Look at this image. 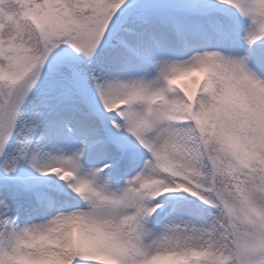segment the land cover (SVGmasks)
<instances>
[{"label":"snow or ice","instance_id":"6c2138e0","mask_svg":"<svg viewBox=\"0 0 264 264\" xmlns=\"http://www.w3.org/2000/svg\"><path fill=\"white\" fill-rule=\"evenodd\" d=\"M0 264H264V0H0Z\"/></svg>","mask_w":264,"mask_h":264}]
</instances>
